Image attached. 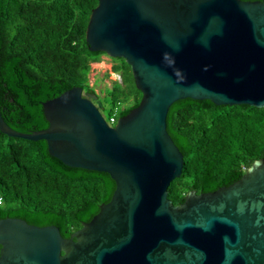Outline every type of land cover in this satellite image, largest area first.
<instances>
[{"label":"water","instance_id":"water-1","mask_svg":"<svg viewBox=\"0 0 264 264\" xmlns=\"http://www.w3.org/2000/svg\"><path fill=\"white\" fill-rule=\"evenodd\" d=\"M85 40L126 61L138 105L109 124L97 93L73 86L42 102L46 128L20 132L0 114V131L106 172L114 191L69 237L0 218V264H264V159L174 205L183 155L166 129L182 98L264 107V0H98Z\"/></svg>","mask_w":264,"mask_h":264},{"label":"trees","instance_id":"trees-1","mask_svg":"<svg viewBox=\"0 0 264 264\" xmlns=\"http://www.w3.org/2000/svg\"><path fill=\"white\" fill-rule=\"evenodd\" d=\"M97 2L0 0V114L14 130L46 128L42 102L73 86L95 92L90 65L105 53L89 50L85 31ZM111 60L119 80L111 81L100 101L105 119L116 121L142 94L126 61ZM166 129L183 155L180 175L167 188L174 205L191 190L229 185L254 160L264 159V107L182 98L169 106ZM114 188L106 172L67 166L51 156L44 140L0 131V218L53 224L69 237L109 201Z\"/></svg>","mask_w":264,"mask_h":264},{"label":"rangeland","instance_id":"rangeland-1","mask_svg":"<svg viewBox=\"0 0 264 264\" xmlns=\"http://www.w3.org/2000/svg\"><path fill=\"white\" fill-rule=\"evenodd\" d=\"M113 61L107 54H102L99 61L92 62L88 73L89 84L94 88L99 100L105 98V88L111 85V81L118 79V75L110 71ZM107 106V105H106ZM101 113L104 117L107 115V108L102 109Z\"/></svg>","mask_w":264,"mask_h":264},{"label":"built area","instance_id":"built-area-1","mask_svg":"<svg viewBox=\"0 0 264 264\" xmlns=\"http://www.w3.org/2000/svg\"><path fill=\"white\" fill-rule=\"evenodd\" d=\"M109 124H112V123H114L115 122V119L113 118V117H111L110 119H109V121H107Z\"/></svg>","mask_w":264,"mask_h":264}]
</instances>
